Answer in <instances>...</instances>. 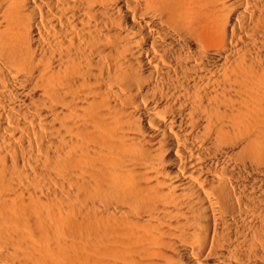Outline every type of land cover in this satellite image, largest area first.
Instances as JSON below:
<instances>
[{"label": "bare ground", "instance_id": "obj_1", "mask_svg": "<svg viewBox=\"0 0 264 264\" xmlns=\"http://www.w3.org/2000/svg\"><path fill=\"white\" fill-rule=\"evenodd\" d=\"M0 264H264V0H0Z\"/></svg>", "mask_w": 264, "mask_h": 264}]
</instances>
